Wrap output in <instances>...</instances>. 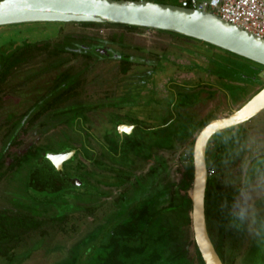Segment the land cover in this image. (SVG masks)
<instances>
[{"label":"rangeland","instance_id":"rangeland-1","mask_svg":"<svg viewBox=\"0 0 264 264\" xmlns=\"http://www.w3.org/2000/svg\"><path fill=\"white\" fill-rule=\"evenodd\" d=\"M149 1L177 5L176 0ZM123 31L125 28L122 27H84L76 23L3 26L0 27V50L24 42L50 39L59 42L69 34L112 41L113 35L116 40ZM140 31L141 36L125 31L124 54L131 56L132 61L126 75L121 74L122 64L114 58L85 60L80 57L68 61L73 72L83 70L85 73L78 95L67 104L85 103L91 107L87 116L92 133L101 139L104 132L113 131L112 126L117 123V128L120 125L133 128V134L126 133L124 138L133 142V150H141L142 158L137 157L134 161L130 183L120 189L99 186L110 196L103 197L102 204L94 212L86 209L73 212L65 232L51 231L41 243L38 235L26 237L17 247V254L36 244L40 248L21 264H197L191 223L181 225L182 208L177 216H166L159 211L172 199V183L180 181L199 132L184 142L173 139L170 149H158L153 145L155 148L151 152L155 153L156 160L143 159V154L148 153L154 141L147 139L146 143L136 145L135 136L137 132L143 133V129L150 128L144 132L149 136L152 132L157 133L156 142L163 147L168 145L166 139L169 136L160 134V130L168 128L179 135L182 133L181 127L167 121L176 114L172 112V105L179 100L185 102L186 97L175 99V93L167 90L170 83L175 84L170 86L171 91H186L189 100L195 96L193 105L178 109L181 114L193 117L190 126L195 127L196 122L224 118L241 108L264 85V79L260 77L256 83L244 82L240 74L250 76L251 68H259L256 63L201 41L173 37L152 29L140 28ZM42 59L40 56L31 64H39ZM0 104L9 107L7 101L2 100ZM1 106L0 124L5 118ZM63 119L59 115L42 117L38 123L45 120L47 123L38 124L26 133L21 132L7 155L21 154L32 142L45 144L48 140L63 139L67 128L61 122ZM231 133L244 137L242 153L225 157V153L217 152L219 137L215 135L207 144L205 157L207 167L212 171L208 179L213 187L218 185L234 197L232 219L227 218L225 226L224 260L226 264H264V110L250 121L234 127ZM138 138L143 140L144 135L140 133ZM89 142L98 155L102 153L95 141L90 139ZM1 146L0 134V149ZM159 160L165 163L161 172L158 170ZM90 169L105 176L113 174L95 165H90ZM151 169L159 173L158 180L150 177ZM165 182L170 185L166 191L160 189L163 190L160 193V185ZM15 190L19 189L7 180L0 182V209L10 207L9 199ZM121 190L127 192L126 196L116 204ZM190 192L191 189L188 195ZM214 199L213 192L211 203ZM139 206L144 214L139 215V210L133 217ZM119 227L125 230L119 232ZM115 229L120 234H115ZM213 233L216 237L217 229L214 228ZM5 263L0 259V264Z\"/></svg>","mask_w":264,"mask_h":264},{"label":"trees","instance_id":"trees-1","mask_svg":"<svg viewBox=\"0 0 264 264\" xmlns=\"http://www.w3.org/2000/svg\"><path fill=\"white\" fill-rule=\"evenodd\" d=\"M156 3L165 4L163 2ZM81 25L94 27L100 24L81 23ZM122 28L129 31L139 29L132 26H122ZM159 32L173 37L192 40L172 33ZM112 38L114 39L116 36L113 35ZM123 39L124 37L121 40ZM72 42L73 40L70 36L66 37V43L70 46V50L74 47ZM50 43L47 40L36 43L24 42L14 48H2L0 50V92L3 89V83L8 81L9 76L11 74L13 75L14 71H17V68L23 63L28 62L36 55L42 53L57 55V52L62 51L61 45L56 46L55 49L57 50H50ZM130 66V62L124 61L121 65V73L126 74ZM257 67L259 69L263 68L260 65H257ZM47 70L48 68L45 69V71ZM49 70L51 71V68ZM31 72L34 71H27L25 76L31 78ZM32 77L34 78L35 75H32ZM53 77L50 82H46L40 80V74L37 75L38 86L43 83V86L40 88L44 89L45 93H39L36 97V102L23 112L8 113L5 115L3 123L0 124V134L2 135L0 182L7 180L10 185H15L19 189L13 191L15 194L12 193L13 196L9 199L10 207L0 209V259L5 260V264H21L34 251L40 248V245L36 244L26 252L17 254V247L26 237L38 235L40 237L39 242L41 243L51 231L65 232L66 230L64 228L68 225L71 219L70 215L73 212L85 209L94 212L102 204L100 202L101 199L110 196L108 191L100 189L99 186H110L118 189L127 186L130 183L131 176H133L131 168L135 165L134 161L142 155L141 150H133V142L125 140V133H118L117 125L119 123L112 126L114 128L113 131L106 130L101 139H99L91 131L90 120L87 116L88 108H85V110L79 108L68 111L58 109L56 105L58 104L59 97L62 98L65 95L69 97L72 95L70 92L73 90L74 86L72 84L76 78L68 73H57ZM171 85L175 84H168L167 90L175 93V99L178 97L177 99L179 100L181 96L186 97L185 102L179 100V102L176 101L172 105L171 109L172 112L176 113V118L173 116L167 121L170 124L177 125V128L181 127V136L173 129L165 128L163 131L160 130V134L169 136L166 139L168 140V145L161 147L156 142L158 141L156 139L157 133L152 132L149 136L144 132V130L148 131L150 128L143 129V133L137 132L138 135L135 136L136 140L134 144L141 145L143 142L146 143L147 139L154 141L150 144L148 153L143 154V159L145 160H156L155 153L153 154L151 152L153 148L170 149L172 148L173 139L184 142L209 123L207 122L208 119H206L201 122H196L195 127L194 125L190 126L193 117L181 114L178 109L193 105L195 96L194 99L189 100L187 98L189 94L186 91H171ZM47 114L66 115L63 122L67 128L63 132V139L56 141L48 140L45 144L30 143L21 154L14 153L7 155L9 147L14 143L17 136L21 132L26 133L29 131L38 119ZM110 120L111 118L108 121ZM134 126L142 130L139 126ZM231 129L215 134L219 137L216 151L221 154L225 153V157L238 156L244 149V137L232 134ZM140 133L144 135L143 140L138 138ZM90 139L99 145L102 150L101 154L98 155L91 147ZM153 145L156 146L154 147ZM65 154H69L70 156L63 160L62 157ZM100 157L106 159V161H103ZM7 159L8 163H6ZM159 162L158 170L161 172L163 167H165V163L162 160H159ZM90 165H95L113 174L109 176L97 174L90 169ZM149 175L156 180L159 178V173L157 171L155 172L154 169L150 170ZM136 179L139 181L138 177ZM192 180L193 166L191 152V156L184 166L180 181L178 183H172V199L168 205L160 207L159 211L160 213L164 212L166 216L169 214L171 216H177L179 208H182L184 215L181 225H190L191 223L189 217L191 213V199L188 191L191 188ZM169 185L168 182H165L160 185L159 190L163 188L166 191ZM88 188H90L89 191H84ZM125 190L120 191L119 197L115 201L116 204H120L124 200L127 193ZM163 190H160V193ZM181 192L183 193L181 194ZM213 192L215 199L211 203L210 199ZM88 203H90L89 207L86 206ZM233 203V194L222 190L218 185H214L213 187L211 181L208 179L205 191L206 225L214 249L223 264H226L224 260L225 226L227 218L232 219L230 215L234 207ZM139 208L140 206L133 212V217L135 214L138 215L139 210H141L139 211V215L144 214V210ZM137 218H134V221H137ZM214 228L217 229L216 237H213ZM123 229L125 230V228L119 227V232ZM114 233H118L116 229ZM193 245L197 264H204L194 241Z\"/></svg>","mask_w":264,"mask_h":264},{"label":"water","instance_id":"water-1","mask_svg":"<svg viewBox=\"0 0 264 264\" xmlns=\"http://www.w3.org/2000/svg\"><path fill=\"white\" fill-rule=\"evenodd\" d=\"M35 23L132 26L201 41L264 68V39L208 13L148 0H0V27ZM264 79V71L262 73ZM264 110V87L229 116L205 125L192 150L191 228L204 264H223L209 237L205 216L206 148L219 132L250 121ZM118 133L132 128L119 126ZM70 155L65 154L63 160Z\"/></svg>","mask_w":264,"mask_h":264},{"label":"flooded vegetation","instance_id":"flooded-vegetation-1","mask_svg":"<svg viewBox=\"0 0 264 264\" xmlns=\"http://www.w3.org/2000/svg\"><path fill=\"white\" fill-rule=\"evenodd\" d=\"M60 25H65V24H60ZM81 26H83V25H81ZM84 27H86V26H84ZM90 27H92V26H90ZM94 27H122V26L99 25V26H94ZM125 31L126 32L128 31L127 33H132V34L134 33V34L140 35V36L142 35L140 28L136 31H129L127 29H125ZM125 31H123V33L119 34V36H117L116 40H112V41H110V40L103 41V40H100V39H97L94 37H86V36L70 35V34L64 35L62 40L59 42H54L52 39L47 40V41L51 42L50 46H49L50 50H57V49H55L56 46L61 45L62 51L57 52V55H51V54L49 55V54H43V53L36 55L32 59H30L28 62H25L20 67H18L17 68L18 70L14 71V73H13L14 77L12 74L9 76L8 81L3 83V86H2L3 89L0 92V101H2V100L5 102L7 101V104L9 106V107L6 106L4 108L0 104L1 110L4 112V117L8 113L23 112L29 106L33 105L36 102V97H37V95H39V93H45V90L40 88L41 86H43L42 85L43 83L42 84L40 83L41 85L38 86L37 75H39V74H40V80L46 81V82L47 81L50 82L54 78L53 76L56 75L57 73H68V74L72 75L73 77H75L76 80L72 84V86H74V87H73V90L70 92V93H72V95H70L69 97H67L68 95H65L64 97H67V98H64V97L60 98L59 97V99L57 101L58 104L56 105V107L62 111H68V110L79 109V108L81 110H85V108H88L90 111L91 107H88L87 104H85V103H83V104L78 103V104H73V105L67 104L68 101L72 100L74 97H76V95H78L77 90L80 88V86L82 84V80H83L84 73H85V71H83V70L73 72L71 67L68 66V61L72 58L75 59V58H80V57L84 58L85 60H87L89 58L102 59V60L114 58V59H118L120 61V64H123L124 61H128V62L132 63V61L130 60L131 56L129 57V55L124 54L125 44H124V41L121 39L124 37V35H126ZM157 32H159V31H157ZM68 36H70L73 40L72 44L74 45V47L72 50H70V46L66 43V37H68ZM112 45H115V46L112 47ZM40 56H42L43 59L39 64H31V62H33L36 58H38ZM46 68H48L47 71H45ZM50 68H51V71L49 70ZM251 69H252L251 75L248 76V75L240 74L241 79L244 82H249V83L259 82L258 78H260V77L262 78V73L264 71V68L259 69V68L254 67ZM32 70L35 72V74H34V72H31V78H27L25 76L26 72L32 71ZM129 70H130V68L128 69V71ZM0 71H1V65H0ZM126 74H123V75H126ZM32 75H35V77L33 78ZM263 87H264V85H262L256 91V93H254V95L257 94ZM254 95H252V97ZM233 111H235V110H233ZM47 115H49V116L52 115L53 117H56V115H54V114H47ZM47 115H44V116H47ZM61 117H64V119H65L66 115L61 116ZM40 119H38L35 122V124L31 127V129H33L34 127H36L40 123H42V125L47 123L46 120L38 123V121ZM63 120L61 122H63ZM124 126H126V125H124ZM232 129H234V128H232ZM132 130H133V128H132ZM32 143L37 144L36 142L35 143L32 142ZM1 148H2V146H1Z\"/></svg>","mask_w":264,"mask_h":264},{"label":"built area","instance_id":"built-area-1","mask_svg":"<svg viewBox=\"0 0 264 264\" xmlns=\"http://www.w3.org/2000/svg\"><path fill=\"white\" fill-rule=\"evenodd\" d=\"M185 9L211 13L264 39V0H176ZM208 177L212 171L208 169Z\"/></svg>","mask_w":264,"mask_h":264},{"label":"bare ground","instance_id":"bare-ground-1","mask_svg":"<svg viewBox=\"0 0 264 264\" xmlns=\"http://www.w3.org/2000/svg\"><path fill=\"white\" fill-rule=\"evenodd\" d=\"M62 158H64V157H62ZM59 167V166H58ZM59 173V172H58Z\"/></svg>","mask_w":264,"mask_h":264}]
</instances>
